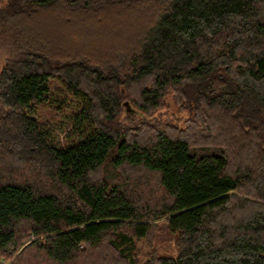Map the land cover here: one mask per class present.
I'll list each match as a JSON object with an SVG mask.
<instances>
[{"label": "trees", "instance_id": "obj_1", "mask_svg": "<svg viewBox=\"0 0 264 264\" xmlns=\"http://www.w3.org/2000/svg\"><path fill=\"white\" fill-rule=\"evenodd\" d=\"M0 1V264H264V0Z\"/></svg>", "mask_w": 264, "mask_h": 264}, {"label": "rangeland", "instance_id": "obj_2", "mask_svg": "<svg viewBox=\"0 0 264 264\" xmlns=\"http://www.w3.org/2000/svg\"><path fill=\"white\" fill-rule=\"evenodd\" d=\"M2 3L3 2L0 1V6ZM3 24L0 22V66L11 55L12 50H14L12 44L7 41V23L4 21ZM101 42H103L101 44L106 43L104 41ZM163 101V105L156 109L153 113L155 120L168 121L172 124L178 125L179 127H184L186 124L185 120L191 116L192 110H190L188 107H185L186 103L184 101H178L176 94L173 93H168L163 98ZM78 107L79 104L76 99L66 93L65 90L58 89L56 83H52L51 90L49 92V99L45 105L38 109L35 117L39 122L48 128L51 141L53 143L62 145L65 144L69 139L68 135L72 126V118L74 111ZM151 121L154 120L152 119ZM200 127L205 128V124L201 123ZM206 131L208 132V129H206ZM23 172L25 175L29 174L27 169H23ZM156 235L157 237L159 236L155 243L158 251L166 255H174V243L166 231L163 233L158 231ZM29 241L30 240H26L23 242V245ZM136 244L140 250H145L147 248L145 240H139L136 242ZM7 261L4 259L5 263L3 261L2 263L6 264Z\"/></svg>", "mask_w": 264, "mask_h": 264}, {"label": "water", "instance_id": "obj_3", "mask_svg": "<svg viewBox=\"0 0 264 264\" xmlns=\"http://www.w3.org/2000/svg\"><path fill=\"white\" fill-rule=\"evenodd\" d=\"M123 104H124L125 109H126L127 111H134V108L131 107L130 103H129L127 100H124Z\"/></svg>", "mask_w": 264, "mask_h": 264}]
</instances>
